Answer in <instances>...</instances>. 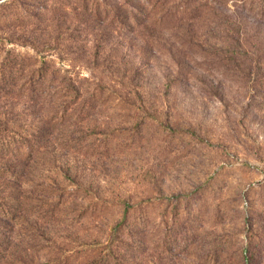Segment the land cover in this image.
<instances>
[{
  "label": "rangeland",
  "instance_id": "obj_1",
  "mask_svg": "<svg viewBox=\"0 0 264 264\" xmlns=\"http://www.w3.org/2000/svg\"><path fill=\"white\" fill-rule=\"evenodd\" d=\"M0 3V264H264V0Z\"/></svg>",
  "mask_w": 264,
  "mask_h": 264
},
{
  "label": "trees",
  "instance_id": "obj_2",
  "mask_svg": "<svg viewBox=\"0 0 264 264\" xmlns=\"http://www.w3.org/2000/svg\"><path fill=\"white\" fill-rule=\"evenodd\" d=\"M1 4V3H0ZM44 63H45V61H44ZM48 74L49 73H47L46 71H44V72H40L36 77L39 79V84H45V82L48 80ZM70 81V79L69 78H66L65 77V81ZM55 81V79H53V81L52 82H54ZM64 81V82H65ZM64 84V83H63ZM39 88H44V86L42 87L41 85H39ZM28 133H29V135L31 136L32 135V131H27ZM31 137H33V136H31ZM11 139H12V144L14 143V144H17L18 145V148H20L21 147V143H28V141L26 140V138H25V135H20V134H16V133H14L13 134V137H11ZM17 139V140H16ZM14 213H17V207L15 208L14 207V211H12V217L14 216ZM15 223V222H14ZM118 227H119V225H118ZM117 227V228H118ZM117 228H116V230H117ZM112 254H113V250H112V247H109L108 248V251H105L104 253H103V257H100V259H101V261H102V263L103 264H108V261H109V259H110V257L112 256ZM114 256V255H113Z\"/></svg>",
  "mask_w": 264,
  "mask_h": 264
}]
</instances>
